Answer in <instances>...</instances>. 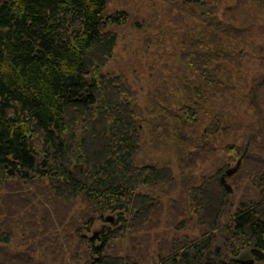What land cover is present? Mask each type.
I'll list each match as a JSON object with an SVG mask.
<instances>
[{
    "label": "trees",
    "instance_id": "trees-1",
    "mask_svg": "<svg viewBox=\"0 0 264 264\" xmlns=\"http://www.w3.org/2000/svg\"><path fill=\"white\" fill-rule=\"evenodd\" d=\"M109 2L0 0V264H257L264 0H159L153 33ZM126 24L144 77L108 67ZM241 107L261 126L227 191Z\"/></svg>",
    "mask_w": 264,
    "mask_h": 264
},
{
    "label": "rangeland",
    "instance_id": "rangeland-1",
    "mask_svg": "<svg viewBox=\"0 0 264 264\" xmlns=\"http://www.w3.org/2000/svg\"><path fill=\"white\" fill-rule=\"evenodd\" d=\"M232 1L234 2V0H230L228 4L233 5L234 3H232ZM160 5L161 3L159 2V0H110L109 10L112 13H119L120 11H124L128 13L129 16L131 15L132 20L134 19L139 20V22H141L144 28H146L147 30L151 31V33H153L152 31H154V29L157 27L156 24H158L157 28H159L166 22L165 17H163V15L159 16V20L154 19L155 12L156 11L160 12ZM260 11H261L260 14H262V16L264 17V9L261 8ZM134 14H137L135 15L136 17L133 16ZM257 20L258 19L255 18V22ZM263 20L264 18L260 19V21ZM255 22L253 21V23ZM117 30L121 34L120 36L122 37V40L121 42H119L118 47L116 49L117 56H113L111 58V60L108 62V67L113 71H118L119 69L118 66H127L129 68L127 74L128 76H130V74L133 73V69H135L132 68V64L134 63L133 65L138 66V71H140V76L144 77L145 75H147V69L145 68L146 56L144 55V53H142L141 50L137 51L138 45L141 44V40L138 38L139 32L135 30L131 24H126L125 26L117 27ZM155 47L156 45L154 43L148 45L147 52L153 51ZM136 58L139 59V62L133 61ZM260 77L261 76H259V78ZM259 78L258 79L256 78L257 79L256 82L258 84L257 88L264 92V85H263L264 83L261 82ZM243 107L240 108L241 111L239 112L238 115L241 118L242 127L239 128L240 124L237 125V129L239 128L238 129L239 132H243L242 134L243 139L240 138V141L242 140V143L244 144L243 147L241 148L240 153L248 149V145L250 141V138L248 136H254V134L261 126L260 114L258 113L254 114L251 108H247V110H244ZM234 163L235 162H233L231 165H233ZM245 166L247 167V165ZM228 182L230 183L229 180ZM230 185H232V183H230ZM241 193H242V187L240 189L238 188L235 191L234 197H238ZM105 214L112 215V219H106L105 217L96 219L89 230V234L94 233L95 235L99 236L104 230H106L108 227L112 225V222L115 217L114 213L107 212ZM227 217H228L227 212L222 215V219L224 220H227ZM214 235H215L213 242L214 248L220 250L223 254H226L227 252L222 243L221 232L215 231ZM237 255L238 254H236L235 256ZM241 255H242L241 257L252 259V262H255L257 264H264V255L261 259L258 260L254 258L255 256L249 250L248 251L246 250Z\"/></svg>",
    "mask_w": 264,
    "mask_h": 264
},
{
    "label": "water",
    "instance_id": "water-1",
    "mask_svg": "<svg viewBox=\"0 0 264 264\" xmlns=\"http://www.w3.org/2000/svg\"><path fill=\"white\" fill-rule=\"evenodd\" d=\"M245 151V150H244ZM244 151L237 157L235 163L223 170V172L219 176L220 182L225 186L227 191H231V185L230 183L226 180V176L233 173L240 165L241 163V158L244 155ZM106 219H112V215L106 214L105 215ZM250 262H252V259H249Z\"/></svg>",
    "mask_w": 264,
    "mask_h": 264
}]
</instances>
